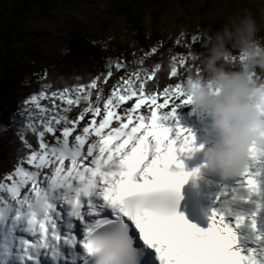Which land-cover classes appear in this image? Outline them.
<instances>
[{
  "label": "snow or ice",
  "instance_id": "6c2138e0",
  "mask_svg": "<svg viewBox=\"0 0 264 264\" xmlns=\"http://www.w3.org/2000/svg\"><path fill=\"white\" fill-rule=\"evenodd\" d=\"M198 39L193 35L182 45L176 41L189 50L171 56L172 78L190 67V48ZM144 59L108 96L100 82L107 83L113 68L128 67L119 59H109L106 74L87 83L69 82L81 81L79 76L61 77L62 87L51 90L53 83H42L39 92L23 101L22 119L13 120L23 146L17 151L29 152L0 180V193L6 194L0 196V264H264V222L257 212L234 210L222 200L204 226L177 213L179 188L187 176L172 168H182L181 155L192 150V137L173 119L182 85L179 81L156 90L160 64L149 71ZM133 97L136 102L126 110L124 123L116 109ZM44 100L52 106L43 105ZM78 105H84L78 117L70 116ZM142 105L150 118L135 116L141 123L127 130ZM157 110L165 111L158 117ZM88 114L93 119L77 134ZM97 116L102 118L97 121ZM113 119L121 123L105 133ZM146 119L150 124L143 123ZM27 133L39 140L38 151ZM46 133L55 137V144L46 142ZM261 161L264 157L253 149L251 164L239 173L238 184L249 194L257 191L260 174L250 169ZM25 162L36 170L23 167ZM44 168L51 174L41 179Z\"/></svg>",
  "mask_w": 264,
  "mask_h": 264
},
{
  "label": "trees",
  "instance_id": "16d2710c",
  "mask_svg": "<svg viewBox=\"0 0 264 264\" xmlns=\"http://www.w3.org/2000/svg\"><path fill=\"white\" fill-rule=\"evenodd\" d=\"M66 3H72L75 0H64ZM188 0H112V8L115 14H122L125 16L129 25L134 30L135 43L128 44H111L106 47L102 42L94 40L91 34L80 27H72L68 31L62 33L61 45L62 54L55 63L45 69L43 77L35 80H28L29 76L33 74L38 66L39 59H51L50 56L44 54L39 48H34L31 45L26 48L28 50V60L22 61L16 58L11 53V48L21 41L24 34L21 30L3 29L0 26V180L15 170L18 159L28 149L23 152H18L21 149L22 142L18 139L17 128L19 127L13 120L19 121L22 119L18 113L26 107L23 101L32 94L40 91L42 83L51 82L55 86L51 90H56L57 87H62L60 78H71L79 76L81 81L69 80L71 84L87 83L91 78L97 75L106 74V62L109 59L124 62L128 67L117 71L113 68V76L110 77L107 83L103 84L104 95L111 94L114 85L121 77L128 78L130 71H135L138 64L135 63L144 57V68L151 71L156 64H160L157 70V77L159 89L169 84H175L180 81L183 85L184 69H179V78H172L170 75V68L172 66L171 56L177 53H187L189 50L184 46H177L176 39L169 37L166 40L158 39L160 45L156 47L158 51L155 54L151 53L149 43L153 38L147 33L146 27L141 18V7L137 3L148 2L154 7L152 10L153 20H157L161 14L166 3L178 2L186 3ZM54 5L53 0H0V9L8 10L13 16L23 17L31 7H37L39 10L47 12L51 10ZM221 25H208L201 23L200 31L196 36H200L202 30L205 29H219ZM191 36L187 35L182 39L181 45L185 41H190ZM227 50L232 54V62L228 65L229 70H237L242 57L232 53L231 44H226ZM190 51L192 58L189 61L190 67L202 68L199 65V60L207 55V48L201 46V41L191 45ZM147 54V55H146ZM54 70L56 72H54ZM257 75H261L259 70H256ZM202 78H206V74L202 73ZM152 89V85L149 84ZM182 92L183 86H182ZM93 100L95 97L92 98ZM43 105L51 107L48 100L41 102ZM60 104V101H55ZM84 105L75 106L70 113L72 117H78L79 111ZM102 107V104H101ZM26 115V113H25ZM4 129H7L6 131ZM32 147L39 150V140L32 133L26 134Z\"/></svg>",
  "mask_w": 264,
  "mask_h": 264
},
{
  "label": "rangeland",
  "instance_id": "374dc122",
  "mask_svg": "<svg viewBox=\"0 0 264 264\" xmlns=\"http://www.w3.org/2000/svg\"><path fill=\"white\" fill-rule=\"evenodd\" d=\"M53 1L54 5L51 10L44 12L37 7H31L23 17L13 16L8 10L0 9V26L3 29H15L24 32L21 41L11 48L12 55L22 61L28 60V50L26 48L31 45L34 48H39L44 54L51 57L49 60L39 59L36 71L29 76L28 80L43 77L45 69L61 57L62 33L72 27H80L88 31L94 40L102 42L106 47L111 44L135 43L133 28L129 25L124 15L113 12L112 0H75L72 3H66L64 0ZM137 4L141 7L140 14L146 31L153 38L149 43L150 49L160 45L161 40L158 39L159 37L162 40L173 37L176 40L182 41L187 35L191 37L196 35L200 31L202 22L208 25L219 24L222 26L228 17L237 15L244 8H248L253 12L258 23H261L262 17H264V0H188L184 4L169 2L165 4L157 20H153L152 10L154 7L151 3L140 2ZM258 35L264 36V32L258 33ZM232 49L233 54L239 55L238 50L233 47ZM54 72L56 71L54 70ZM256 76L258 79H264V74L260 76L256 74ZM135 102L136 98L133 97L116 109V113L121 116L122 122L127 123L126 110L131 109ZM164 111L157 110L158 117ZM137 115H144L150 118V111L147 106L142 105L133 114L130 129L141 123L135 119ZM204 117H206L204 114L193 109L187 100L186 94L182 92V95L173 105L174 123L186 130L191 136L195 132L187 128L189 125L188 121L190 118L193 120L195 118L200 124L198 133L202 134L206 132L204 129V124L206 123ZM101 118L100 116L95 117L97 121ZM92 119V115L88 114L84 120L80 121L77 134ZM150 122V119L143 121L145 124H150ZM120 123L121 121H116L115 119L112 121V125L115 127H118ZM113 126L109 128L111 129ZM165 126L168 125L165 124ZM110 129L106 130L105 133ZM59 135L60 133L57 132L56 136ZM70 139H74V137H70ZM45 140L50 145L56 142L55 137L47 133ZM68 163L66 161V164ZM23 167L29 171L36 170L26 162ZM257 169L260 171V174L257 176L261 180L260 189L264 190V161L257 163L255 168H251L250 170L256 171ZM41 171V179H43L44 175L51 174L50 168H44ZM5 182L11 183L10 181ZM26 187H31V185L29 184ZM0 196H6V194L0 193ZM261 218L264 219V217Z\"/></svg>",
  "mask_w": 264,
  "mask_h": 264
},
{
  "label": "clouds",
  "instance_id": "9594fccd",
  "mask_svg": "<svg viewBox=\"0 0 264 264\" xmlns=\"http://www.w3.org/2000/svg\"><path fill=\"white\" fill-rule=\"evenodd\" d=\"M264 17L257 22L253 12L244 8L227 18L219 29L202 30L201 46L207 55L197 68L184 73L183 90L194 110L204 114L206 132L218 142L203 150L208 169L227 178L240 173L252 161L253 149L264 157ZM238 50L242 60L237 70H229L232 54L226 44ZM202 73L206 78H202Z\"/></svg>",
  "mask_w": 264,
  "mask_h": 264
},
{
  "label": "bare ground",
  "instance_id": "6f19581e",
  "mask_svg": "<svg viewBox=\"0 0 264 264\" xmlns=\"http://www.w3.org/2000/svg\"><path fill=\"white\" fill-rule=\"evenodd\" d=\"M205 121H207V117H204ZM199 120V119H198ZM204 121V122H205ZM188 127L191 131L195 132L191 135L192 137V150L183 153L181 156L183 157H187L189 155V153H193L196 152L198 154H203V147L200 145L203 142H209L211 145L215 144L218 142V137L216 135H214V133H210V132H204V133H198V129L200 124L198 123V121H196V119L194 118V120L192 118L189 119L188 121ZM113 126V125H110ZM110 129V128H109ZM108 129H105V131ZM130 130V125H129V129ZM169 137H172V134H169ZM173 138V137H172ZM90 139H96L95 137H91ZM194 141H197L196 144H194ZM178 145H176L177 147ZM130 151V149H128ZM162 151L164 150L163 147L161 149ZM181 158V157H180ZM149 160L146 162L148 163ZM251 164V162H250ZM217 176H220L222 178H225L223 176H221L220 174L214 172ZM50 175V174H49ZM227 179H229L230 183H235L234 184V188L230 189V190H221V193L227 192L228 195L227 197H223L221 196L220 193V197L217 200V205H219L221 203L222 200H227L230 202V206L237 211H244V212H252L255 211L257 212V219L258 221L263 222V218L264 217V190L260 189V178L257 177V183H258V189L255 193H251L249 194L246 188L240 187L238 184V181L240 180V175L239 173L235 174V175H231L229 177H227ZM263 179V178H262ZM233 189H236V192L233 193ZM238 196L240 197L239 199H233V196ZM17 235H21V233H17ZM26 238L31 239L30 236H27V234H24Z\"/></svg>",
  "mask_w": 264,
  "mask_h": 264
}]
</instances>
